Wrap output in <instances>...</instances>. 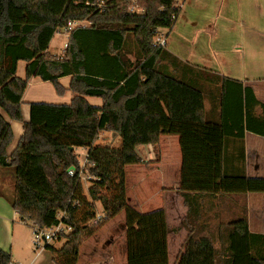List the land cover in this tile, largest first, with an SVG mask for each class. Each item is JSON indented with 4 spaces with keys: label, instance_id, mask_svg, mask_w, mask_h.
<instances>
[{
    "label": "trees",
    "instance_id": "16d2710c",
    "mask_svg": "<svg viewBox=\"0 0 264 264\" xmlns=\"http://www.w3.org/2000/svg\"><path fill=\"white\" fill-rule=\"evenodd\" d=\"M184 1L0 0V170L13 178L7 200L21 222L50 228L58 213H70L73 232L61 248L47 247L55 264H77L80 246L121 213L128 264H169L165 211L141 214L126 192V166L144 163L136 149L162 136H179L182 151L179 195L188 237L176 264H264V235L249 231L245 210L219 227L220 247L203 210L213 199L231 198L237 206L248 193H264V177L247 176L245 148L246 132L264 137V104L243 82L157 45L160 30L176 25ZM84 21L89 25L73 29L62 55L48 52L59 30ZM20 61L27 64L25 79L16 74ZM64 77L71 78L72 102L30 103L25 122L21 104L29 81L40 78L63 96ZM87 98L101 99L102 107ZM5 115L24 127L11 155L14 136ZM109 133L120 138L118 145L100 142ZM71 148L87 149L93 178L87 189L68 174L80 168ZM71 199L81 208L74 209ZM97 203L103 217L92 225ZM0 264L16 263L0 250Z\"/></svg>",
    "mask_w": 264,
    "mask_h": 264
},
{
    "label": "crops",
    "instance_id": "0c3cea01",
    "mask_svg": "<svg viewBox=\"0 0 264 264\" xmlns=\"http://www.w3.org/2000/svg\"><path fill=\"white\" fill-rule=\"evenodd\" d=\"M165 39L166 49L182 61L243 82L264 104V0H185L176 25ZM26 65L23 61L18 63L17 77L26 78ZM60 83L66 89L63 96L57 94L51 83L40 78L29 81L21 104L25 122L30 119V103L68 105L72 102L71 78L64 77ZM87 100L97 107L103 105L99 98ZM208 110L210 102L206 98L204 111ZM5 118L11 124L14 136L8 147V155H11L24 127L21 122L6 115ZM103 139L112 145H118L120 141L111 133L104 134ZM245 148L247 176L264 177L261 175L264 172V137L246 132ZM80 149L84 150V158L87 149L74 151ZM136 150L144 163L125 168L129 204L141 214L165 211L169 264H176L188 237V231L182 226L187 208L179 195L182 176L180 138L162 136L158 144L140 146ZM8 178L9 174L0 170V250L10 253L16 264H55L51 251H35L32 228L20 221L18 212L7 200L9 193L13 194ZM203 210L216 238V247H220L218 229L227 225L223 215L227 212L232 213L230 219L233 220L245 210L249 231L264 235V193H248L244 199H239L237 206L231 205V198H224L222 202L213 199L204 203ZM125 219V213H121L86 240L79 248L77 264H128ZM176 228L180 230L175 231Z\"/></svg>",
    "mask_w": 264,
    "mask_h": 264
},
{
    "label": "built area",
    "instance_id": "2783aa9c",
    "mask_svg": "<svg viewBox=\"0 0 264 264\" xmlns=\"http://www.w3.org/2000/svg\"><path fill=\"white\" fill-rule=\"evenodd\" d=\"M128 12H134V7H129ZM83 25V22H70L68 26L63 29V34L68 38H70L71 32L77 26ZM156 43L158 46H166L165 37L157 38ZM68 44L64 45V50L67 49ZM80 163L79 170L70 169L68 174L72 177H78L83 185L92 181V176L89 174L90 163L87 160V155L83 158V161ZM86 191V190H85ZM73 208H81L82 203L79 199H71L69 202ZM103 217V213L100 214L97 211L96 217L90 222L92 225H98L100 220ZM58 223L50 228H42L36 222L24 223L28 224L33 230V247L36 252H41L46 250L48 246L53 245L54 243L60 242L67 235L71 234L74 230L71 221L70 213L66 211H62L57 215Z\"/></svg>",
    "mask_w": 264,
    "mask_h": 264
},
{
    "label": "rangeland",
    "instance_id": "374dc122",
    "mask_svg": "<svg viewBox=\"0 0 264 264\" xmlns=\"http://www.w3.org/2000/svg\"><path fill=\"white\" fill-rule=\"evenodd\" d=\"M83 25L84 26H87V25H89L87 22H83ZM169 33V30L168 29H161L160 30V34H159V36H158V38H162V37H165L167 34ZM162 34H164V35H162ZM68 38L63 34V30H59L55 35H54V37H53V39H52V41H51V43H50V45H49V51L48 52H50V54L51 55H62L63 53H64V45L65 44H67L68 43ZM129 47L130 48H134V45H133V40L132 39H130V41H129ZM43 91L44 92H48V90L47 89H43ZM101 142H106V144H107V139H105V141H101ZM250 144H251V142H249ZM250 147H251V145H250ZM77 155L79 156V160L82 162L83 161V155H84V150L83 149H80V150H78L77 152ZM262 176H264V172L261 174ZM9 180V183H11V187H12V191H13V185H14V181H13V178H12V176H10L9 175V178H8ZM85 186V188L87 189L88 187H89V185H87V184H85L84 185ZM5 193V192H4ZM9 195H10V197L12 196V194L11 193H9ZM96 209H97V211L100 213V214H102L103 213V208H102V206H101V204L100 203H97L96 204ZM230 211V210H229ZM224 215V223L225 224H228L229 222H231L232 220L230 219L231 218V216H232V213H229V212H227V213H225V214H223ZM31 230V229H30ZM31 232V231H30ZM55 245V247L56 248H60L62 245H63V242L61 241V242H57V243H55L54 244ZM219 245V244H218Z\"/></svg>",
    "mask_w": 264,
    "mask_h": 264
},
{
    "label": "water",
    "instance_id": "95a60500",
    "mask_svg": "<svg viewBox=\"0 0 264 264\" xmlns=\"http://www.w3.org/2000/svg\"><path fill=\"white\" fill-rule=\"evenodd\" d=\"M72 151H74V148H71Z\"/></svg>",
    "mask_w": 264,
    "mask_h": 264
}]
</instances>
